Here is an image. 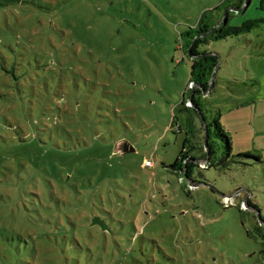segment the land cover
I'll return each mask as SVG.
<instances>
[{
	"label": "rangeland",
	"instance_id": "rangeland-1",
	"mask_svg": "<svg viewBox=\"0 0 264 264\" xmlns=\"http://www.w3.org/2000/svg\"><path fill=\"white\" fill-rule=\"evenodd\" d=\"M226 1L3 0L0 264H264V21L202 47L219 59L204 102L252 157L196 169V187L167 167L191 93L182 34ZM259 4L229 24L264 20Z\"/></svg>",
	"mask_w": 264,
	"mask_h": 264
},
{
	"label": "trees",
	"instance_id": "trees-1",
	"mask_svg": "<svg viewBox=\"0 0 264 264\" xmlns=\"http://www.w3.org/2000/svg\"><path fill=\"white\" fill-rule=\"evenodd\" d=\"M224 3L204 10L197 25L190 27L182 34L184 38L182 48L191 61L188 89L192 92V105H189V99L182 101L180 110L186 114V123L183 129L178 127V131L184 132L185 138L181 151L167 167L173 173L183 175L189 187L201 184L200 181L193 178L196 169H227L232 163H240L239 159L243 157H252L248 152L232 154L231 136L221 124L220 111L210 110L204 102V92L208 89L211 91L215 84L214 73L216 74L219 68V59L217 54L204 50L202 47L213 41L250 32L264 21L263 19H246L240 25H231L229 24L231 13L239 11L242 7L245 9L249 0H232ZM0 5H3V0H0ZM259 6L264 9V0H260ZM199 175H201L200 172ZM246 202L248 205L250 204L249 201ZM222 205L230 207L225 203ZM258 219L264 223V219H261L260 216ZM261 227L258 226V233L264 238V234L260 233ZM262 228L264 229V227ZM13 243L8 244V249L15 253L20 246L17 242Z\"/></svg>",
	"mask_w": 264,
	"mask_h": 264
},
{
	"label": "water",
	"instance_id": "water-1",
	"mask_svg": "<svg viewBox=\"0 0 264 264\" xmlns=\"http://www.w3.org/2000/svg\"><path fill=\"white\" fill-rule=\"evenodd\" d=\"M214 75H215V73H214ZM214 75L212 76V78L214 77ZM209 91L210 90L208 89L206 92H204V95H207L209 93ZM191 97H192V92L190 93V96H189V105H192ZM206 137H207V133H206ZM126 149L129 150V147L127 146ZM92 224H100L104 228L102 221H100L97 217L92 220Z\"/></svg>",
	"mask_w": 264,
	"mask_h": 264
},
{
	"label": "built area",
	"instance_id": "built-area-1",
	"mask_svg": "<svg viewBox=\"0 0 264 264\" xmlns=\"http://www.w3.org/2000/svg\"><path fill=\"white\" fill-rule=\"evenodd\" d=\"M146 164H147V165H151V162H150V161H146ZM230 200H231L230 197H224V198H223V201H224V203H225L226 206L229 205Z\"/></svg>",
	"mask_w": 264,
	"mask_h": 264
}]
</instances>
